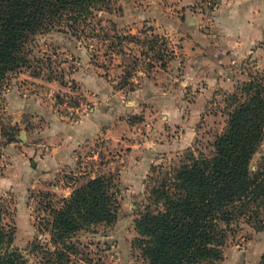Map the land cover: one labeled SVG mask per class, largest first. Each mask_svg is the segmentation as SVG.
<instances>
[{
    "label": "rangeland",
    "instance_id": "rangeland-1",
    "mask_svg": "<svg viewBox=\"0 0 264 264\" xmlns=\"http://www.w3.org/2000/svg\"><path fill=\"white\" fill-rule=\"evenodd\" d=\"M207 1L111 0L77 36L53 30L30 41L27 67L11 74L0 93L2 225L28 264H43L44 253L54 251L51 209L99 176L113 180L117 219L87 227L60 244L67 257L56 264H147L135 223L150 205L152 189L189 152L198 157L213 150L234 107L230 97L240 102L250 97L244 83L264 85L259 67L243 71L223 65L222 74L208 75L217 78L212 84L193 65L186 72L184 53H201L199 27L211 16ZM189 21L197 23L195 30ZM155 36L168 44L166 53L156 51L165 56L164 69L148 44ZM197 61L192 64L199 66ZM88 112L101 133L79 153L77 165L48 175L33 167L55 145L48 138L54 134V116L75 123ZM133 149L138 150L132 157ZM263 157L264 134L251 170ZM263 256L264 229L255 232L239 223L227 233L221 260L208 264H260Z\"/></svg>",
    "mask_w": 264,
    "mask_h": 264
},
{
    "label": "trees",
    "instance_id": "trees-1",
    "mask_svg": "<svg viewBox=\"0 0 264 264\" xmlns=\"http://www.w3.org/2000/svg\"><path fill=\"white\" fill-rule=\"evenodd\" d=\"M110 2L0 0V93L11 74L27 67L33 38L53 30L77 36L90 26L95 12L108 10ZM148 44L154 53L167 52L168 44L161 37H153ZM156 55L161 69L166 68L164 54ZM244 88L250 97L242 102L230 97L234 107L213 150L198 157L189 152L152 189L150 205L135 223L140 235L136 243L147 264L214 263L222 258L232 226L245 223L255 232L264 229V157L251 170L263 141L264 85L248 81ZM114 189L111 178L88 179L62 200L60 208L51 209L48 232L54 251L44 253L43 264L65 259L66 251L58 246L78 232L116 221L119 203ZM2 214L0 205V264H28L12 248V235L2 225ZM260 264H264V256Z\"/></svg>",
    "mask_w": 264,
    "mask_h": 264
},
{
    "label": "crops",
    "instance_id": "crops-1",
    "mask_svg": "<svg viewBox=\"0 0 264 264\" xmlns=\"http://www.w3.org/2000/svg\"><path fill=\"white\" fill-rule=\"evenodd\" d=\"M210 11L211 16L199 27L203 28L199 35L201 53H184L187 55L184 59H189L184 63L186 72L193 71V65L200 75L203 74L202 80L212 84L217 82V78L209 79L208 75L222 74L220 69L223 65L232 69L243 67V71L244 67L264 70V0H216V6ZM188 25L194 29L197 23L189 21ZM195 61L199 66L192 64ZM185 81L188 82L187 79ZM54 119V134L48 135V138L54 140L55 145L33 163V167L39 166L45 175L77 165L79 153L101 133L93 113L88 112L75 123L61 121L55 116ZM137 150L133 149L132 157ZM141 152L145 153L144 150Z\"/></svg>",
    "mask_w": 264,
    "mask_h": 264
},
{
    "label": "built area",
    "instance_id": "built-area-1",
    "mask_svg": "<svg viewBox=\"0 0 264 264\" xmlns=\"http://www.w3.org/2000/svg\"><path fill=\"white\" fill-rule=\"evenodd\" d=\"M206 5H209L210 9H213L216 6V0H208Z\"/></svg>",
    "mask_w": 264,
    "mask_h": 264
}]
</instances>
